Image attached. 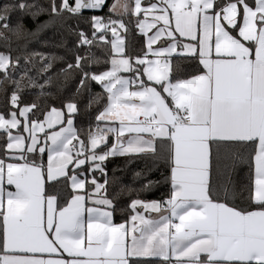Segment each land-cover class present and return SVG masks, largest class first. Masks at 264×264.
<instances>
[{
	"label": "snow or ice",
	"instance_id": "snow-or-ice-1",
	"mask_svg": "<svg viewBox=\"0 0 264 264\" xmlns=\"http://www.w3.org/2000/svg\"><path fill=\"white\" fill-rule=\"evenodd\" d=\"M0 264H264V0H0Z\"/></svg>",
	"mask_w": 264,
	"mask_h": 264
},
{
	"label": "trees",
	"instance_id": "trees-1",
	"mask_svg": "<svg viewBox=\"0 0 264 264\" xmlns=\"http://www.w3.org/2000/svg\"><path fill=\"white\" fill-rule=\"evenodd\" d=\"M113 0H108V3H112ZM107 9H105V12ZM93 14L90 11H86L85 15H91ZM98 14H104V13H98ZM81 27H86L85 25H81ZM74 40V37L69 38V47H71V41ZM34 50L38 53H44L45 55L48 54H54L56 56H64L66 60H70V54L65 52L63 49H55L52 48L51 46H44L42 44H34L32 46ZM94 52L100 57L101 59V64L99 66H94L96 70H103V58L104 54L98 49H93ZM38 64L40 63L39 61L37 62ZM65 64L63 61L60 60H54L53 61V67L50 70L51 73L54 76V83H58L60 81L55 79V74L59 71L61 67H64ZM31 75H36L35 72L30 73ZM44 73H40V76L37 77L38 83H43V76ZM54 92L56 91L55 87L52 89ZM39 91V89H29L26 90L25 93V99L29 102H31L33 99L36 98V93ZM75 91L74 86L69 87L64 93L63 96L61 97L62 99H68L71 97L72 92ZM93 93L100 92L101 89L99 88L98 85L93 84L92 88ZM85 99H87V93H85ZM56 106H60V101L58 100L56 102ZM87 122V117L86 116H80L77 117V126H81L82 124H86ZM113 169H115V172H113ZM107 170L109 173L110 179L115 176L117 182L115 184V187L110 189V191H116L120 192L121 189L124 190L122 198H121V205L123 206V203L126 201L127 196L130 195H135L136 190H139L143 187L145 183H147L148 180H157L160 179V173L159 172H152L148 173L146 170V166L144 165L143 162L141 161H133V162H126L124 158H113L110 159L109 162L107 163ZM136 173H140V175H136ZM129 189L132 190L131 193H129ZM167 191L166 186L163 184L156 186V188L153 190V192L147 193L146 197L147 199H159L163 193ZM142 195H144L142 193ZM119 215V214H118Z\"/></svg>",
	"mask_w": 264,
	"mask_h": 264
},
{
	"label": "rangeland",
	"instance_id": "rangeland-1",
	"mask_svg": "<svg viewBox=\"0 0 264 264\" xmlns=\"http://www.w3.org/2000/svg\"><path fill=\"white\" fill-rule=\"evenodd\" d=\"M113 2H114V0H113Z\"/></svg>",
	"mask_w": 264,
	"mask_h": 264
}]
</instances>
